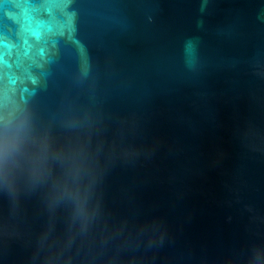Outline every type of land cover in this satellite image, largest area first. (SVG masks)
<instances>
[{"label":"water","instance_id":"95a60500","mask_svg":"<svg viewBox=\"0 0 264 264\" xmlns=\"http://www.w3.org/2000/svg\"><path fill=\"white\" fill-rule=\"evenodd\" d=\"M0 264H264V0H0Z\"/></svg>","mask_w":264,"mask_h":264}]
</instances>
